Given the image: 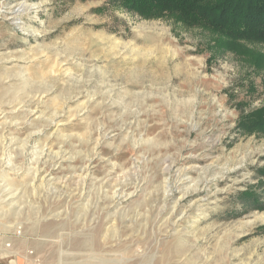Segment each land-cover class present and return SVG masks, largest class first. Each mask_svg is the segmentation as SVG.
Returning a JSON list of instances; mask_svg holds the SVG:
<instances>
[{"label": "rangeland", "instance_id": "374dc122", "mask_svg": "<svg viewBox=\"0 0 264 264\" xmlns=\"http://www.w3.org/2000/svg\"><path fill=\"white\" fill-rule=\"evenodd\" d=\"M210 37L0 0V264H264V69Z\"/></svg>", "mask_w": 264, "mask_h": 264}, {"label": "trees", "instance_id": "16d2710c", "mask_svg": "<svg viewBox=\"0 0 264 264\" xmlns=\"http://www.w3.org/2000/svg\"><path fill=\"white\" fill-rule=\"evenodd\" d=\"M118 1L142 19L167 18L187 28L207 31L211 46L218 51L246 57L255 67L264 69V53L247 48L258 45L264 49V0ZM237 128L246 134H264V105L241 116ZM245 195L250 198V194Z\"/></svg>", "mask_w": 264, "mask_h": 264}, {"label": "bare ground", "instance_id": "6f19581e", "mask_svg": "<svg viewBox=\"0 0 264 264\" xmlns=\"http://www.w3.org/2000/svg\"><path fill=\"white\" fill-rule=\"evenodd\" d=\"M22 6H20V8H21ZM24 7V6H23ZM27 8V7H26ZM12 10V9H11ZM12 14V16H13V13H11ZM16 14V13H15ZM15 18V17H14ZM1 136H2V134H1ZM8 143V142H7ZM91 159V158H90ZM92 160V159H91ZM58 161V160H57ZM62 161V160H61ZM57 163V162H56ZM55 163V164H56ZM57 165V164H56ZM54 166V165H53ZM38 174V173H37ZM42 181V180H41ZM204 183V182H203ZM206 184V183H205ZM137 187V186H136ZM203 187H204V185H203ZM196 188V187H195ZM198 188H196V189H194V190H197ZM122 190V189H121ZM192 191V190H191ZM198 191H199V189H198ZM126 193V192H125ZM15 195V194H14ZM124 195V194H123ZM122 195V196H123ZM125 195H127V194H125ZM81 196V195H80ZM120 196V195H119ZM121 197V196H120ZM95 201V200H94ZM181 213H183V212H181Z\"/></svg>", "mask_w": 264, "mask_h": 264}]
</instances>
